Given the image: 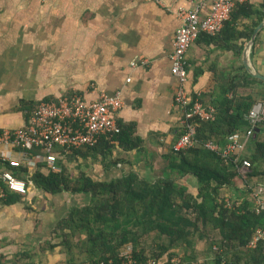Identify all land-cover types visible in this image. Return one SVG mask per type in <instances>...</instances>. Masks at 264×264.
<instances>
[{"label":"crops","instance_id":"crops-1","mask_svg":"<svg viewBox=\"0 0 264 264\" xmlns=\"http://www.w3.org/2000/svg\"><path fill=\"white\" fill-rule=\"evenodd\" d=\"M247 2L250 17H245L246 11L240 12L235 24L225 26L216 37L200 35L190 47L185 87L193 100L212 105L210 95L217 87L233 77L241 81L242 65L249 72L244 58L246 47L264 18L249 39L239 33L249 31L253 19L264 11V0ZM181 7L191 9L195 3L0 0V128L25 125L29 121L28 108L73 91L88 100L102 92H119L123 106L117 113L118 122L135 127V136L140 139L138 147L126 150L115 143L107 157L100 152L77 156L74 161L78 171L98 180H110L131 170L150 179L164 175L184 119V107L175 100L178 80L171 70L174 40L182 25ZM207 12L208 6L203 14ZM140 57L147 59V64L133 66L131 62ZM249 60L264 75V27L251 46ZM239 87L237 94L253 92L258 101L264 100V83ZM258 132V139L264 140V132ZM0 152L11 166H25L28 178L43 161L41 154L31 157L18 148L1 146ZM253 152L250 139L243 157ZM256 170L239 177L232 190L224 189L228 199L257 187L264 199V160ZM169 172L190 191L197 192L193 175L171 169ZM29 181L30 190L21 201L0 200V264H67L57 226L71 206L85 205V201L80 203L82 197L89 198L84 193L68 191L50 194L37 188L30 178ZM75 195L78 199L73 200ZM47 242L57 246L53 250L44 248Z\"/></svg>","mask_w":264,"mask_h":264},{"label":"trees","instance_id":"trees-1","mask_svg":"<svg viewBox=\"0 0 264 264\" xmlns=\"http://www.w3.org/2000/svg\"><path fill=\"white\" fill-rule=\"evenodd\" d=\"M247 3L235 8L226 27L236 23L240 12L246 11L245 17H250ZM259 14L248 32L239 33L241 37L250 38L264 18V11ZM242 67L241 81L233 77L211 93L209 102L216 108L215 118L194 119L196 144L177 153L173 150L169 155V169L156 179L143 177L134 170L110 180L95 179L85 171L78 175L70 172L67 162L77 156L100 152L107 157L112 154L115 143L126 150L138 147L140 139L135 136V127L120 122V132L103 136L94 147L75 148L70 152L58 148L60 171L50 169L46 161L39 162L38 170L29 177L37 188L54 195L64 191L90 195L89 203L71 206L58 223L57 234L62 239L59 244L67 254V264L117 261L127 244H132L137 258H155L159 264H264V238L256 247L250 246L257 230L264 229V209L260 208L255 194L259 187L248 188L238 198L228 199L224 192L226 188L232 190L239 177L257 172V165L264 160V140L258 139V130L264 132V122L251 137L254 152L243 157L252 162L250 168H242L241 161L235 163L222 155L229 135L249 127L246 115L258 101L253 92L237 94L239 86L264 83ZM40 103L28 108L30 113ZM209 142L217 144L218 150L210 149ZM24 152L31 157L44 154L38 147ZM1 163L0 172L10 171L29 180L25 166ZM170 169L178 170L181 175H193L197 192L179 183ZM4 186L6 196L0 200L6 203L21 201L25 196ZM203 240L206 246L202 251L198 244ZM43 246L53 250L57 244L47 242ZM175 257L177 261H173Z\"/></svg>","mask_w":264,"mask_h":264},{"label":"built area","instance_id":"built-area-1","mask_svg":"<svg viewBox=\"0 0 264 264\" xmlns=\"http://www.w3.org/2000/svg\"><path fill=\"white\" fill-rule=\"evenodd\" d=\"M195 7L187 9L181 7L179 15L182 25L178 28L174 40V50L171 55L172 73L178 80L176 102L184 107V119L182 122V134L174 143L175 152L193 147L196 142L197 124L194 119H214L216 108L206 105L201 99L193 100L186 90L188 80L187 55L192 44L202 33L210 36L219 35L226 22L232 17L235 8L239 4L249 0H191ZM209 12L203 14L206 7ZM147 59L136 58L131 64L141 66L147 64ZM123 106V100L119 92L110 95L102 92L95 99L87 97L77 91L63 95L55 100L42 101L29 115V121L23 126L10 129L0 128V147H12L32 149L34 147L43 150L42 160L53 171H60L58 165L57 149H65L70 152L75 148L94 147L103 136L118 133L121 126L117 119V113ZM249 127L245 131H235L229 135V141L223 149L222 155L235 163L242 162V168H250L252 162L243 158L247 144L260 123L264 122V100L257 101L246 115ZM210 149L218 150V145L207 143ZM7 157L0 152L1 164L7 162ZM6 184L11 190L26 194L30 190V181L15 176L10 171L0 172V198L6 196ZM258 204L264 209L262 191L255 193ZM264 238V229H258L251 247H256ZM98 264H159V260L148 258L141 260L134 255V248L129 247L121 252L120 259L101 261ZM226 264V263H223Z\"/></svg>","mask_w":264,"mask_h":264},{"label":"water","instance_id":"water-1","mask_svg":"<svg viewBox=\"0 0 264 264\" xmlns=\"http://www.w3.org/2000/svg\"><path fill=\"white\" fill-rule=\"evenodd\" d=\"M264 27V22H262L254 31L253 35H252V38L250 40V42L248 43L247 47H246V51H245V65L248 69V71L255 77H259V78H263L264 79V75L260 74L258 72L257 69H254L252 63L250 62L249 60V53H250V49H251V46L252 44L254 43V40L257 36V34L259 33V31L261 30V28Z\"/></svg>","mask_w":264,"mask_h":264},{"label":"rangeland","instance_id":"rangeland-1","mask_svg":"<svg viewBox=\"0 0 264 264\" xmlns=\"http://www.w3.org/2000/svg\"><path fill=\"white\" fill-rule=\"evenodd\" d=\"M67 164H68V166H69V170H70V172L73 174V175H78V173H79V171H78V168H77V161H74V160H72V162H67ZM86 196L85 197H88L89 199H90V195L89 194H85ZM69 198H67V200H68ZM74 199H78V197H77V195H75L74 197H73V200ZM89 199H84L83 197H82V200H81V202L80 203H82L83 201H85L84 203L86 204L87 202H88V200ZM90 201V200H89ZM73 203L75 202H77V200L76 201H72ZM198 246H199V249L200 250H204V248H205V246H206V242L203 240V241H200L199 242V244H198ZM129 247H131L132 248V244H127V245H125V248L122 250V252H124L125 250H127ZM78 261H80V260H78ZM173 261H177V258L175 257L174 259H173Z\"/></svg>","mask_w":264,"mask_h":264}]
</instances>
